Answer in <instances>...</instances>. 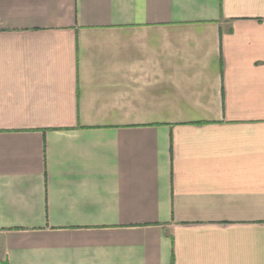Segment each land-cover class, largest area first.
Listing matches in <instances>:
<instances>
[{"label":"crops","instance_id":"obj_1","mask_svg":"<svg viewBox=\"0 0 264 264\" xmlns=\"http://www.w3.org/2000/svg\"><path fill=\"white\" fill-rule=\"evenodd\" d=\"M0 264H264V0H0Z\"/></svg>","mask_w":264,"mask_h":264}]
</instances>
